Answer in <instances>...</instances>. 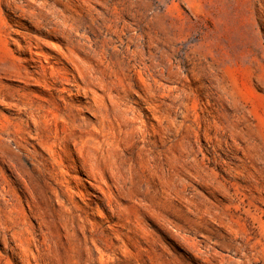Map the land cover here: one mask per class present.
Returning a JSON list of instances; mask_svg holds the SVG:
<instances>
[{
  "label": "rangeland",
  "instance_id": "rangeland-1",
  "mask_svg": "<svg viewBox=\"0 0 264 264\" xmlns=\"http://www.w3.org/2000/svg\"><path fill=\"white\" fill-rule=\"evenodd\" d=\"M0 264H264V0H0Z\"/></svg>",
  "mask_w": 264,
  "mask_h": 264
}]
</instances>
